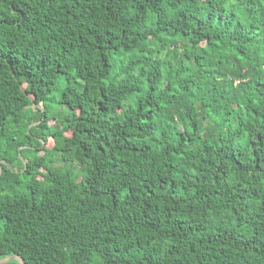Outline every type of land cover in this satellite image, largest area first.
I'll use <instances>...</instances> for the list:
<instances>
[{
    "label": "trees",
    "instance_id": "trees-1",
    "mask_svg": "<svg viewBox=\"0 0 264 264\" xmlns=\"http://www.w3.org/2000/svg\"><path fill=\"white\" fill-rule=\"evenodd\" d=\"M263 178L264 0H0V261L264 264Z\"/></svg>",
    "mask_w": 264,
    "mask_h": 264
},
{
    "label": "water",
    "instance_id": "water-1",
    "mask_svg": "<svg viewBox=\"0 0 264 264\" xmlns=\"http://www.w3.org/2000/svg\"><path fill=\"white\" fill-rule=\"evenodd\" d=\"M14 259H18L22 264H26L25 261L20 257V256H12L10 257L9 259L7 260H4V261H0V264H6Z\"/></svg>",
    "mask_w": 264,
    "mask_h": 264
},
{
    "label": "rangeland",
    "instance_id": "rangeland-1",
    "mask_svg": "<svg viewBox=\"0 0 264 264\" xmlns=\"http://www.w3.org/2000/svg\"><path fill=\"white\" fill-rule=\"evenodd\" d=\"M52 143H53V142L50 141V145H52ZM41 154H43V152H42ZM22 163L25 164V163H26V160H23V159H22ZM75 172H79V170H78V171H75ZM262 182L264 183V178H263ZM21 264H22V263H21Z\"/></svg>",
    "mask_w": 264,
    "mask_h": 264
}]
</instances>
